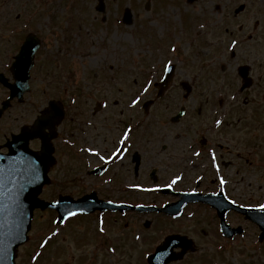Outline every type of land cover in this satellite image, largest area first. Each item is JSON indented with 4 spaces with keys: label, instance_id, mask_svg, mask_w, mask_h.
<instances>
[{
    "label": "rangeland",
    "instance_id": "374dc122",
    "mask_svg": "<svg viewBox=\"0 0 264 264\" xmlns=\"http://www.w3.org/2000/svg\"><path fill=\"white\" fill-rule=\"evenodd\" d=\"M4 1L0 0V24L8 25L10 28L23 26L19 34L8 41V43L14 42L15 52L23 42L25 35L30 31L37 32L43 45L36 57L38 64L36 61L37 66L34 70L32 69L31 90L26 93L22 101L14 100L12 109L0 124V135L11 130L17 131L21 126L31 124L40 110L47 105L48 100L59 99L67 104L69 110V119H66L59 128L60 136L75 141L77 147H80L81 144H88L95 148L100 147L103 154L107 155L121 139L125 120L129 117L131 120H139L140 126L136 130V135L141 138L138 152L142 155V169L139 175L135 176L133 167L129 165L130 152L126 160H123L122 165L113 167L110 173H114L115 179L121 183H137L148 188L153 184V180L149 176L151 168L162 165L168 155H176L171 149L160 150V144L176 133L200 132L201 121L205 119L204 112L211 110L216 99H219L217 86L220 83L217 82V77L220 72L215 73V71L221 63L228 62L222 55L223 51L216 52L220 58H217L212 50L206 51L208 54L204 57L202 51L204 45L188 47L186 44L188 37L182 38L181 32L179 33V29L182 30V24L188 22L185 20L186 15L189 21L191 15L193 16L191 24L200 23L205 18L212 19V21L209 20L210 24H221L216 20L220 17V13L206 7L205 0H200V4L199 2L193 4L196 8L187 6L181 0H169L168 5L165 7L160 5L161 9L156 6V10L152 9V6L149 9L145 8V3L148 0H108V6L104 13L98 12L95 8L98 0H6L5 3ZM105 1L107 5V0ZM222 2L227 3L229 0H222ZM242 2L247 6L249 4L247 12L241 15V19L231 20L234 7ZM157 3L160 4V2ZM6 6L9 7L8 12ZM126 6H131L133 10L130 24L122 22ZM261 6L262 0H237L236 4L232 3L229 6L225 22L222 24H239L247 19L249 23L246 24H249L253 29L257 18H261L264 23V8ZM251 11L254 12L253 16H251ZM73 16L76 17V21L74 18H70ZM25 21L27 24H24ZM174 30H176V37L183 40L184 47L180 48L182 52L171 55L167 53L166 49L167 47L171 49L175 42L173 39ZM166 31L169 33L163 37ZM222 31L225 36V29L223 28ZM0 36H4V31L1 29ZM8 38L10 37L8 36ZM167 41V47L162 49L159 47L158 51L155 50V46L160 43L164 45ZM229 42L230 39L226 40V47ZM250 44H253L251 51L264 54L263 41L261 44L258 42ZM198 52H200V56L194 57V54ZM170 58L179 64L173 83L175 88H171L161 100H157L146 113L142 105L145 100L155 98L157 90L154 87V82L160 79L162 66ZM185 58L187 59L186 65L183 62ZM45 61L48 66L52 63L55 64L50 70L44 71V76L41 69ZM202 62L207 66H201ZM232 67H227V74L232 70ZM212 73L215 74L211 75ZM148 80H151L152 84L149 91L143 93V87L147 85ZM181 81H188L192 84L193 91L190 94L187 95L183 90L180 85ZM226 83L233 88L227 80ZM237 90L235 88L232 91L228 89L225 91L237 94ZM220 93L225 95L222 91ZM250 93L259 95V97L263 95L257 92V89ZM137 95L142 97L141 101L135 107H131V100L135 99ZM4 96L5 91L0 88V99ZM73 99L76 101L75 103H72ZM103 100L107 101L108 107H104L102 111L94 114L96 102ZM241 105L242 97H239L238 104L234 106L233 116L235 120L239 118L244 120L236 123L235 127H227L224 132L231 133L233 138L238 139V142L231 145V149L236 151L235 146L238 144V154L247 158V163L243 157L236 158L238 163L226 174L235 180L233 191L241 201L245 196L255 193L259 197L253 200L249 198L245 202L260 203L264 199V170L257 166L264 156V126L249 124L247 108L250 109V107L243 108ZM181 106L186 107L188 114L179 123L171 122V116L177 113ZM200 107L202 115L197 113ZM210 119L211 115L208 121ZM79 124L84 127L83 131L78 129ZM82 137H86L88 140ZM155 140L157 142L152 143ZM246 140L254 145L248 147L249 144ZM153 144L158 145V148H154ZM258 145L260 146L257 147ZM31 146L39 148V143L34 141ZM61 148L66 147L61 145ZM250 150L252 151L250 152ZM60 155L63 157V161L55 169L54 180L45 187L42 197L46 199L55 197L60 178L66 180L65 182L67 180L75 182V184L68 183L65 188L76 195L90 191L93 183L87 174L86 163L84 162L85 167L84 165L76 166L74 161L71 163V160L65 158L62 149H60ZM197 173V171L192 173V176ZM157 174L163 183L170 178V174L163 170H159ZM240 180H244V185H247L248 188L243 189L244 186L240 185ZM102 190L101 193L104 192ZM138 194L140 198L137 200L142 199L145 202L153 200L162 203L165 199L147 193L146 190ZM205 211L206 209L200 207L195 217L184 216L176 223L169 217L158 216V227L154 230V237L159 242L174 230L190 233L199 246L201 245V248L203 247L205 250L201 253L200 258H192V261L196 263L201 262V258L206 256L208 264H211L213 260H216L215 256L222 253L217 259L221 264H264V257L257 255L259 252L253 245L257 234V228L253 225L249 227L251 235L247 236L246 240L242 238L234 242L235 245L228 249L217 252L216 247L220 241L212 236V225L207 221L213 211L208 210L204 214ZM235 219L238 217L236 216ZM235 221L239 222V220ZM36 229L35 226L33 231L35 236L37 235ZM201 230H206V234L204 233L207 235L206 238L200 239ZM28 245H33V242L31 241ZM54 250V248H50L47 259L38 264H50L49 261H57L58 264H61L69 258L65 254L54 253ZM261 251L260 254L264 256V247Z\"/></svg>",
    "mask_w": 264,
    "mask_h": 264
},
{
    "label": "flooded vegetation",
    "instance_id": "af4514ba",
    "mask_svg": "<svg viewBox=\"0 0 264 264\" xmlns=\"http://www.w3.org/2000/svg\"><path fill=\"white\" fill-rule=\"evenodd\" d=\"M187 1L189 2V0ZM190 1L194 2L190 3V5L193 6V4L198 3L200 0ZM205 1L207 5L203 4L206 7H210V10L215 12L222 11L223 6L217 3L216 0ZM232 2H234V0ZM200 3L201 2H199V4ZM238 16L239 15L233 14L232 20H235ZM246 23L247 20L245 19L239 24H189V33L200 36L199 39L196 38L195 41H198V44L206 45L208 35L207 28L211 29L209 36L212 37V40L210 39L209 41L212 42V44L202 46L204 57L208 54L206 51L210 50L214 51L215 55L216 52L220 51H223L222 55H225L226 40L241 39V41L238 42L240 52L237 53L234 50L230 55L225 56L228 62L219 68L217 67L215 73L226 72L227 66H233L232 70L227 74V82L233 87H229L226 83L225 88L229 90L237 88L240 91L243 85L248 82L252 83L248 89H245L243 92L240 91L244 98L242 107H250L248 111V119L250 122L264 123V95L259 97V95H252L250 93L256 89L258 92L264 91V54L251 51L253 44L246 43L247 41L264 42V23L257 21L253 29ZM223 28L225 29V36H223ZM0 29L4 31V36H0V72L9 75L10 64L15 55L16 46L14 42L8 43L9 40L13 39L12 29L4 24H0ZM7 34H10L11 37L8 38V36H5ZM260 42L258 43L261 44ZM192 44V41L188 42L189 46ZM196 56H200V52H198ZM201 66L207 65L202 62ZM243 67H247V69H243ZM215 73H212V75ZM244 73H246V75H244ZM0 87H3L1 83ZM218 88L221 90L223 86H218ZM234 105H236V103H232V101H226V103L220 101L218 102V107L214 105L211 110L204 112L206 116H215L216 121L221 120L224 123L223 127H215V132H211V128L204 126L203 129L206 130L204 132L193 134L177 133L164 145L165 149L170 147L173 152L199 153L200 159H193L196 161L192 164V168L207 174L205 175L207 177L199 182L198 187L200 190L203 193H214L221 190L224 191L226 196L230 199H237L238 197L233 196L234 191L231 187V179L227 178L225 180L227 183L222 186L218 177L214 176L211 178L208 174L223 170L228 171L238 163L236 158H245L244 156H239L238 144L235 146L236 151L231 149V145L234 142H238V139L233 138V134L222 131L227 128V126L234 125L244 120L243 118L236 119L233 124L235 120L233 116L235 113V109L233 108ZM10 110L7 109L5 111L3 118ZM199 113L201 114L202 111L200 110ZM124 124L127 125V122H124ZM129 125H131L133 130L123 147L128 149L126 153H133L138 150V146L141 142V138L136 135V130L140 124L129 122ZM13 133L14 131H11L3 133L2 136L0 135V152H7L5 143ZM156 142L157 140L152 143ZM116 144L121 147L119 141ZM250 146L251 144L249 143L248 147ZM213 152L215 153V158H213ZM126 153L123 157L117 156L114 157L113 160L105 162L108 166L107 173L115 164H122L121 161L125 159ZM234 155L236 156L235 158L233 157ZM245 159V163H247V158ZM129 165L132 166V161ZM120 184L121 182H119L117 186L112 187L111 190H107L105 194H100L99 192L98 194L100 197L114 202L141 203L136 200L135 195L138 193L136 190L129 192L127 189H122ZM106 185H108V182ZM149 216L151 215H144L136 212L123 213L110 211H98L76 215L75 219L69 223L71 227L69 231L73 242L72 252L69 258L64 260L61 264H149L146 255L152 253L157 246V244H152L156 241L153 232L157 228H153L154 221L153 218ZM101 220L103 224H101ZM148 220H150V224L148 225L147 223V226L146 222ZM42 226L44 227L42 231L46 232V224L44 223ZM143 226H147V229H150L146 235L142 233ZM101 227L104 228L103 232L100 231ZM137 236L140 237L139 240L136 239ZM54 240H56V238L51 239L50 242ZM52 247L56 248L54 253L62 255L59 250L60 246L47 244L40 255L41 260L32 261L28 245H22L18 250L17 264H38L44 262V259L48 257V250ZM111 249H115V252L111 251ZM192 258H196L195 255L188 252L183 260L174 261L169 264H196V262L192 261ZM55 262L58 264L57 261H49L50 264Z\"/></svg>",
    "mask_w": 264,
    "mask_h": 264
},
{
    "label": "water",
    "instance_id": "95a60500",
    "mask_svg": "<svg viewBox=\"0 0 264 264\" xmlns=\"http://www.w3.org/2000/svg\"><path fill=\"white\" fill-rule=\"evenodd\" d=\"M103 8H104V5L102 3L99 4L98 9H103ZM126 20L129 21V15L126 16ZM29 43L31 44V54L34 59V53L38 47V42L33 36H29L27 38L26 42L23 44L21 48V51H23L24 46ZM19 54L17 56H19ZM16 65H17V57H16V61L12 68L14 77L16 79L14 84H8L6 79L3 78V76H0V80L8 84L12 88L11 98L14 96H18L21 99L23 94L27 90H29L30 69L33 65V61L29 63L26 68L21 69L19 72V75L17 74ZM167 83H168V80L160 84V91L158 95L162 94L165 87L167 86ZM188 91H190V88H188ZM150 103L151 101L146 103L145 105L146 109H148ZM8 104L9 103L7 102L4 103L2 111H0V116L3 110L8 106ZM51 104H56L60 108L61 118L57 122L59 123L63 118L62 107L58 104V102L51 101L50 105ZM55 126L54 128H48L50 130V133H48L49 139L46 145H42L41 151L46 150L48 152V159L41 162L40 167H39V177L31 178L27 172V164L25 163L23 168L22 167L18 168L16 167V162H15V166L12 167L8 172L10 176V182L5 184L4 189L6 191L4 193L0 192V213L10 211V208H12L13 206H14V212L17 213V204H20L22 206L23 215H24L22 219L26 225L22 230L23 234H26L27 231L30 229L33 212L38 207H41L43 209L48 206L56 207L58 211L61 213V219L64 218L67 215V212L69 211L89 212L95 208V204H93V200L92 198H90V196H85L84 198L78 201H74L72 198L65 197L59 204H49L46 201L38 198V194L41 192L43 185L49 182L47 172L50 166L54 163V158L52 156L54 149L50 141L55 136ZM19 135L15 136V140H14L15 143L14 145H12L11 157H16L17 154L21 155L27 152L28 154L33 155L35 159L39 160L40 159L39 155L37 154V152L32 151L28 147V142H27V145H25V141L23 139H17ZM30 139L31 138H29V140ZM10 147H11V144H10ZM22 188H23V191L21 190ZM1 189L2 187L0 186V190ZM21 197H23L24 201L19 199ZM177 209L178 207L171 205V206H166L164 208H161L159 210L172 213V212H176ZM223 213H224V207H220V214L223 215ZM248 217H250L251 219L255 221H258L259 219L264 218V213H261L260 210H252L251 212L248 211ZM13 221H14V228H16L15 230L16 232L14 235L17 236V233L19 234L21 231L20 227H17V223L20 221V219L15 218ZM261 228L263 229L262 237H264V226L261 225ZM11 230H12V227L6 226L5 233H9V236H10L14 233V229L12 231ZM175 238L177 237L169 236L166 238L165 243L162 244L159 247L156 254L152 256L153 257L152 261L156 262L152 264H166L170 260L177 258L170 254L172 252L173 247L179 245L176 243L178 242V240ZM184 240L186 241V239ZM22 241L24 240H21L19 242L16 241L15 248ZM0 249H2L1 245H0Z\"/></svg>",
    "mask_w": 264,
    "mask_h": 264
},
{
    "label": "snow or ice",
    "instance_id": "6c2138e0",
    "mask_svg": "<svg viewBox=\"0 0 264 264\" xmlns=\"http://www.w3.org/2000/svg\"><path fill=\"white\" fill-rule=\"evenodd\" d=\"M237 42L233 41L232 44L235 46ZM176 46H172V50L175 51ZM33 61V56L31 54V44H27L24 46L23 51L20 52L19 56H17V65H16V70L17 74L19 75V72L21 69L26 68L29 63ZM174 67L173 61L172 60H167V62L164 64V72H170L172 68ZM152 81L148 80L147 85L143 87V93H147L149 91V87L151 86ZM141 96L137 95L135 99L131 100V107H135L137 104L140 103L141 101ZM76 101L73 99L72 103H75ZM103 106L105 108L108 107L107 101L104 102ZM2 111V109H0ZM61 118V112L60 108L56 104H51L49 107L46 109L42 110L38 116L36 117L33 126L31 127H24L22 129L21 134L17 137V139H23L25 141V145H27V142L29 138H34V137H40L42 138V145H46L47 141L49 139L48 133L45 131L46 128H54L55 124L60 120ZM91 123V121H89ZM222 123L221 120L216 121V125H220ZM132 127L129 125L126 130L123 132L122 138L119 141V144L121 147H117L114 152H112L110 155L107 157H101V159L104 160H111L114 157H123V155L127 152V148L123 147L126 143V141L129 139L130 133L132 132ZM54 134V133H53ZM81 151H87L90 153H94L96 155H99V150L95 147H89L87 149H81ZM37 154L39 155L40 159L37 160L33 157V155L28 154L27 152L24 154H21L22 159L26 162L27 164V172L30 175L31 178H38L39 177V167L41 162L45 161L48 159V152L46 150L40 151L38 150ZM196 155H199V153H196ZM213 158H215V153H212ZM182 179L181 176L177 175L172 178L170 183H167L165 185H156L155 188L158 189L160 187H167V188H172L173 185H175L178 181ZM10 182V181H9ZM220 183L223 186L224 184L227 183L223 177H220ZM0 185H3V178H0ZM132 187H141V185H132ZM23 191V188L21 189ZM152 190V189H149ZM195 191V189H193ZM59 203V201H57ZM232 204H235V200H231ZM242 207H248V208H255L259 209L261 213H264V203H256V204H247V205H242ZM17 213L19 215H23V209L20 204H17ZM77 215L76 212L74 211H69L67 212L66 217L64 220L71 218L73 216ZM180 213L177 211V216H179ZM189 215H192L191 213ZM63 222V221H62ZM260 223L262 226H264V218H261L257 221ZM101 224H103V221L101 220ZM59 232V229L56 230ZM100 231L103 232L104 228L101 227ZM18 233L17 236L14 238H18ZM136 239H140L139 236L136 237ZM48 239H45L43 243L40 245V247H45L48 244ZM111 251L115 252V249H111ZM39 253H37L35 256H33V259H37L39 257Z\"/></svg>",
    "mask_w": 264,
    "mask_h": 264
}]
</instances>
